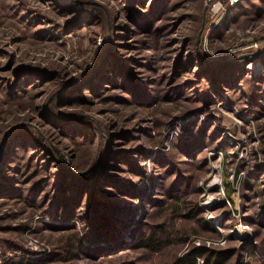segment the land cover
Masks as SVG:
<instances>
[{
	"label": "rangeland",
	"instance_id": "rangeland-1",
	"mask_svg": "<svg viewBox=\"0 0 264 264\" xmlns=\"http://www.w3.org/2000/svg\"><path fill=\"white\" fill-rule=\"evenodd\" d=\"M211 3L0 0V264H264V0Z\"/></svg>",
	"mask_w": 264,
	"mask_h": 264
},
{
	"label": "trees",
	"instance_id": "trees-1",
	"mask_svg": "<svg viewBox=\"0 0 264 264\" xmlns=\"http://www.w3.org/2000/svg\"><path fill=\"white\" fill-rule=\"evenodd\" d=\"M67 178V173H63L60 177V180L62 182V186H67V182L65 180ZM73 183L77 184L79 191V197L76 198V200L73 202L75 203L80 197H82V188L84 185L79 186V180L76 176L73 177ZM71 185V184H69ZM62 189V188H61ZM57 190L56 196L58 198V201H60L61 206L63 204H66L65 208L68 206H71L68 210L70 213H72V209L74 208L71 204V201L68 197V190L66 188ZM81 194V195H80ZM66 201V202H65ZM65 202V203H64ZM98 214V213H97ZM98 227H100L98 225ZM160 229L155 228L150 233L141 234L139 241L141 246H145L149 249L158 250L162 247V245L167 241L164 238V235L160 232ZM162 234V235H161ZM198 257L203 258V262L201 264H225L230 258L231 254L229 251H219V250H211L210 248L204 247V246H194L191 248L188 252L183 254L182 256H177L170 264H199L198 263ZM235 264H248L242 260L237 261Z\"/></svg>",
	"mask_w": 264,
	"mask_h": 264
},
{
	"label": "built area",
	"instance_id": "built-area-1",
	"mask_svg": "<svg viewBox=\"0 0 264 264\" xmlns=\"http://www.w3.org/2000/svg\"><path fill=\"white\" fill-rule=\"evenodd\" d=\"M236 1L238 0H212V3L210 4L209 7L210 15L213 18L219 20L223 16L227 7Z\"/></svg>",
	"mask_w": 264,
	"mask_h": 264
}]
</instances>
